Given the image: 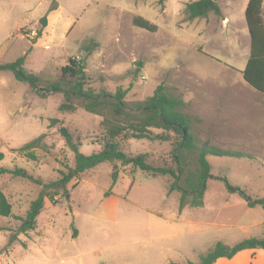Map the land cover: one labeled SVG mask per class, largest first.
Segmentation results:
<instances>
[{
  "label": "rangeland",
  "instance_id": "obj_1",
  "mask_svg": "<svg viewBox=\"0 0 264 264\" xmlns=\"http://www.w3.org/2000/svg\"><path fill=\"white\" fill-rule=\"evenodd\" d=\"M189 1L0 0V64L25 56L24 68L45 86L76 58L86 63L87 88L128 89L129 102L146 99L163 84L187 103L201 140L255 157L208 156L204 206L182 212L180 194L168 193V177L104 162L51 192L53 201L45 200L35 229L21 232L44 186L75 165V152L59 128H68L79 153L89 156L100 150L102 118L82 108L61 112L63 94L41 97L11 71L0 70V168L24 169L32 178L0 175L13 206V216L0 217V264L199 263L218 242L235 245L264 236V208L250 207L220 180L254 200L264 198V94L242 74L251 49L249 0H219L221 15L195 20L186 15ZM138 16L157 31L135 26ZM43 17L47 26L38 38ZM262 18L264 23V5ZM51 119L60 123L50 127ZM41 135L37 161L18 152ZM173 141L120 140L125 153L147 154L155 166L172 165Z\"/></svg>",
  "mask_w": 264,
  "mask_h": 264
},
{
  "label": "trees",
  "instance_id": "obj_2",
  "mask_svg": "<svg viewBox=\"0 0 264 264\" xmlns=\"http://www.w3.org/2000/svg\"><path fill=\"white\" fill-rule=\"evenodd\" d=\"M219 0H190L186 4V15L189 20L207 18L211 13L221 15ZM165 0H159L163 5ZM264 0H249L245 11V19L251 37L250 57L242 74L244 80L253 88L264 94V23L262 18ZM134 25L156 32L157 26L142 17H135ZM41 29L37 37H41L47 26V18L40 20ZM26 57L0 64V70L11 71L18 81L27 83L41 97L52 94H63L64 102L60 105L61 112H74L82 108L86 112L102 118L103 130L100 140V150L86 156L79 153V145L74 141L68 128L61 126L60 134L75 152V165L67 168V172L60 170V178L44 186L40 197L31 203L27 217L21 227V232L34 230L36 220L41 214L45 200H52L51 192L65 188L74 178L79 177L104 162H119L125 168L141 170L149 177H168V193L178 192L179 209L200 208L204 206L207 182L211 178V168L208 156L246 158L255 157L243 151L223 150L210 141L201 140L195 129L194 120L186 112L187 103L177 95L171 93L166 86L160 84L154 93L142 101L129 102L128 89L119 87L116 92L102 91L96 93L87 88L88 76L86 63L76 58H70L61 68V75L57 81L41 85V77L28 72L24 68ZM60 123L59 119H51L50 127ZM45 135H41L24 145L18 152L29 159L37 161L35 150L42 146ZM148 140L152 142L175 143L172 154V165L155 166L148 162L147 154L130 155L122 150L120 140ZM5 158L0 152V162ZM11 174L14 177L32 179L29 173L20 168H0V175ZM119 175L118 167H114V178ZM230 193H238L250 207L261 205L263 199H252L245 191L229 183L226 178H220ZM13 216V206L0 187V217ZM1 229V228H0ZM3 230V229H1ZM77 231H75V235ZM244 250H264V236L243 240L234 246L218 242L201 261L187 264H215L221 258L232 259Z\"/></svg>",
  "mask_w": 264,
  "mask_h": 264
},
{
  "label": "crops",
  "instance_id": "obj_3",
  "mask_svg": "<svg viewBox=\"0 0 264 264\" xmlns=\"http://www.w3.org/2000/svg\"><path fill=\"white\" fill-rule=\"evenodd\" d=\"M224 244L228 245L229 243ZM215 264H264V250H244L232 259L221 258Z\"/></svg>",
  "mask_w": 264,
  "mask_h": 264
}]
</instances>
